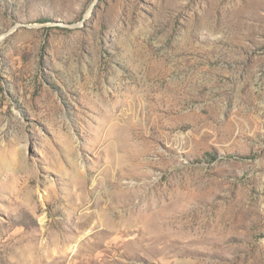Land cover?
<instances>
[{"label": "rangeland", "instance_id": "obj_1", "mask_svg": "<svg viewBox=\"0 0 264 264\" xmlns=\"http://www.w3.org/2000/svg\"><path fill=\"white\" fill-rule=\"evenodd\" d=\"M0 264H264V0H0Z\"/></svg>", "mask_w": 264, "mask_h": 264}, {"label": "bare ground", "instance_id": "obj_2", "mask_svg": "<svg viewBox=\"0 0 264 264\" xmlns=\"http://www.w3.org/2000/svg\"><path fill=\"white\" fill-rule=\"evenodd\" d=\"M127 50V49H126ZM128 53V52H127ZM136 87V86H135ZM140 87V86H139ZM127 88V87H126ZM141 89V88H140ZM131 90V89H130ZM138 90V89H137ZM136 91V90H135ZM142 91V90H141ZM148 91V90H147ZM135 93V92H134ZM139 93V92H138ZM133 95V94H132ZM145 95V94H144ZM134 96V95H133ZM141 96V95H140ZM132 96H130V98H131ZM128 98V97H127ZM144 98V97H143ZM103 99V98H102ZM104 99H106V98H104ZM137 99V98H136ZM145 99V98H144ZM100 100V99H99ZM126 100V99H125ZM128 100V99H127ZM96 102L98 101V98L95 100ZM133 101V100H132ZM100 102V101H99ZM105 102V101H104ZM125 102V101H124ZM129 102V101H128ZM98 103V102H97ZM117 103V102H116ZM122 103H123V101H122ZM133 103V102H132ZM145 103V102H144ZM117 104H119V103H117ZM135 104V103H134ZM150 104V103H149ZM103 105V104H102ZM106 105V104H105ZM108 105V104H107ZM132 105V104H131ZM138 105H139V103H138ZM100 106V105H99ZM114 106V105H113ZM112 106V107H113ZM128 106V105H127ZM102 107V106H101ZM109 106H107V107H105V108H108ZM143 107V106H142ZM147 107V106H146ZM151 107V106H150ZM130 108V107H129ZM154 107H152V109H153ZM102 109V108H101ZM104 109V108H103ZM122 109V108H121ZM147 109V108H146ZM105 110V109H104ZM108 110V109H107ZM106 110V111H107ZM129 110V109H128ZM140 112V111H139ZM145 112V111H144ZM149 112V111H148ZM107 113H108V111H107ZM122 113V112H121ZM120 113V114H121ZM124 113V112H123ZM122 113V114H123ZM127 113H130V112H127ZM132 113V112H131ZM146 113V112H145ZM114 114H116V113H114ZM119 114V115H120ZM134 114V113H133ZM143 114V113H142ZM150 114V113H149ZM108 115V114H107ZM110 117V116H109ZM124 117V116H123ZM128 117V116H127ZM122 118V117H121ZM129 118V117H128ZM123 119V118H122ZM110 120V119H109ZM115 120V119H114ZM126 121V120H125ZM117 122V121H116ZM125 123V122H124ZM140 123V122H139ZM133 124H135V123H133ZM119 125V124H118ZM131 125V124H130ZM121 126V125H120ZM119 126V127H120ZM136 126V125H135ZM137 128V127H136ZM111 129V128H110ZM117 130V129H116ZM119 130V129H118ZM105 131V130H104ZM123 131H125V130H123ZM104 133V132H103ZM117 133V132H116ZM118 134V133H117ZM117 134H115L114 136H116ZM133 135H135V134H133ZM116 137H114V139H115ZM133 138V137H132ZM112 140V139H111ZM110 140V141H111ZM128 140V139H127ZM109 141V140H108ZM109 143V142H108ZM132 143V142H131ZM107 144V143H106ZM111 146V145H110ZM104 147V146H103ZM109 147V146H108ZM113 148V147H112ZM128 148V147H127ZM133 148V147H132ZM131 148V149H132ZM110 149V148H109ZM128 150V149H127ZM133 150V149H132ZM139 150V149H138ZM117 151L119 152V150L117 149ZM120 151H122V150H120ZM131 151V150H130ZM106 152V151H105ZM112 152V151H111ZM125 152H127V151H125ZM107 153H109V152H107ZM112 153H110V155H111ZM129 154H132V153H129ZM122 155V154H121ZM133 155V154H132ZM107 156H108V154H107ZM112 156H113V154H112ZM116 156V155H115ZM104 157H105V155H104ZM119 157V156H118ZM129 158V157H128ZM117 159H119V158H117ZM127 159V158H126ZM115 177V176H114ZM103 180L105 181V179L103 178ZM107 184V183H106ZM112 184V183H111ZM30 197V196H29ZM36 200V199H35ZM19 216V215H18ZM29 217V216H28ZM16 218V217H15ZM21 219V218H20ZM18 220V219H17ZM19 221V220H18ZM16 222V221H15ZM19 223V222H18ZM22 235V234H21ZM19 237H21V236H19ZM21 238H23V237H21ZM34 238V237H33ZM31 240V239H30ZM22 241V240H21ZM21 243V242H20ZM35 244H36V242H35ZM29 245V244H28ZM31 246H32V243L30 244ZM34 247H37V246H34ZM40 249V248H39ZM34 251V250H33ZM36 251V250H35ZM39 252V251H38ZM35 254V253H34Z\"/></svg>", "mask_w": 264, "mask_h": 264}]
</instances>
